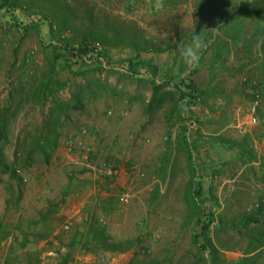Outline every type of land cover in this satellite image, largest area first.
<instances>
[{
  "label": "rangeland",
  "instance_id": "obj_1",
  "mask_svg": "<svg viewBox=\"0 0 264 264\" xmlns=\"http://www.w3.org/2000/svg\"><path fill=\"white\" fill-rule=\"evenodd\" d=\"M67 1L76 25L87 23L89 11L93 21L124 22L165 49L141 55L155 63L157 78L166 64L175 72L179 64H184L177 45L190 42L193 32L202 31L204 35L208 29L219 28L220 37L226 38L229 27L216 20L222 15H232L234 23L241 19L240 14L220 2L218 7L209 8L210 13L201 19L202 29L197 31L195 6H200L201 0ZM25 5L22 3L15 10L17 22H12L10 14L0 9V109L11 104L15 112L3 152L22 179L19 187L18 178L0 172V225L2 231L10 233L0 243V264H61L67 254L73 257L70 264H96L93 255L77 246H68L73 238L80 237L77 232L85 228L83 211L91 202H101L94 212L115 240L141 241L129 251L111 254L106 264L169 260L189 264V258L197 254L191 242L195 218L188 216L185 197L191 169L185 150L174 142L183 124L171 111L172 100L151 114L144 112L152 91L150 77L144 69H138V76L128 72L129 49H112V64L103 71L89 72L86 77H74L67 71L58 73L67 82L56 94L63 101L69 100L73 85L82 83L84 78L97 77L108 88L98 97L86 99L84 108L73 107L68 112L58 128V145L48 162L35 155L26 168L21 167L25 141L42 129L51 105L50 101L35 105L29 99L33 85L47 72V43L51 34L47 22L35 14L37 8L29 10ZM210 52L209 47L202 60L208 61ZM241 55L236 56L231 49L224 64L209 68L206 62L191 76L200 87L217 85L221 95L212 100L217 107L213 112L202 105L193 106L197 126H187V138L191 144H197L193 157L197 181L202 184L205 213L215 212L222 222L229 224L254 212L263 223H251L250 229L264 230V121L257 115V105L240 95L242 76L237 68ZM192 70L185 66L182 76H189ZM209 114L212 118H206ZM253 114L260 120L257 125L250 124ZM200 127L208 134H202ZM170 136L173 142L168 151ZM216 137L240 142L243 149L211 142ZM72 138L74 146L70 147ZM103 162L117 170L112 181L95 179L88 172L79 173L86 163L98 166ZM123 192L130 195L126 204H120L117 198ZM9 198L12 203L7 208ZM261 206V212H257ZM247 234L239 235L229 228L212 231L224 263L243 257ZM24 240L27 244L23 248L20 244Z\"/></svg>",
  "mask_w": 264,
  "mask_h": 264
},
{
  "label": "trees",
  "instance_id": "obj_2",
  "mask_svg": "<svg viewBox=\"0 0 264 264\" xmlns=\"http://www.w3.org/2000/svg\"><path fill=\"white\" fill-rule=\"evenodd\" d=\"M220 2L222 5L226 4V8L240 14L241 19L234 23L232 15L225 18L222 15L216 20L221 26L229 27L225 33L226 38L211 31L203 35L206 40L211 39L213 43L210 46V59L208 61L201 59L200 65L207 62L208 67L212 68L218 64H224L231 49L235 51L236 56L242 54L241 57H238L240 63L237 68L238 73L242 76L243 87L240 89V95L257 105V115L264 121V0H201L200 6H195L197 31L202 29L201 19L210 13L209 8L218 7ZM22 3L26 4L25 6L29 10L37 8L35 14L47 22L51 34V39L47 43L50 49V57L46 62L47 72L33 85L29 99L35 105H41L47 101H50L51 105L42 129L35 136L27 138V142L25 141L21 167L26 168L33 161L35 155L43 162H48L58 145V128L64 123L68 112L73 107L84 108L86 99H94L108 88V85L97 77L84 78L82 83L73 85L74 89L69 100L63 101L56 94L67 85V82L62 81L58 73L67 71L74 77H86L87 73L103 71L112 64L110 56L112 49L119 47L129 49L131 55L127 59L128 72L133 76H138V69H144L150 77L152 91L144 106V112L151 114L172 100L171 111L183 124L180 133L175 136L174 142L185 150L191 169L185 197L189 206L188 216L195 218L191 242L196 247L197 254L189 258V264H264V230L261 227L250 229L251 223L258 225L263 223L262 220L255 217L254 212L228 224L222 222L215 212L205 213L203 206L205 199L202 184L199 180L197 181L198 174L193 157V151L197 149V144L195 141L191 144L188 140L187 131L189 129L187 126L197 123L193 117V106L202 105L209 108L211 112L216 110L217 107L212 100L221 95L217 85L200 87L191 77L197 72V68L190 71L189 76H182L184 64H179L177 72L171 67L163 69L161 77L157 78V66L142 59L141 55L147 52H163L166 51L165 49L158 47L139 29L124 22H95L89 11L86 12L87 23L76 25L71 19V9L67 0H0V9L10 14L12 22H17L14 13ZM40 19L34 21L38 23ZM23 63L25 64L26 61ZM246 69L247 72H244L243 70ZM109 89L112 90L111 87ZM14 114L11 104L0 109V172L8 174L11 178H18L20 187L22 179L18 177L14 165L7 162L3 152V147L8 143L11 116ZM200 136L198 133V137ZM167 140L169 151L173 141L171 136ZM211 142L227 147L228 145H238L240 149H243L242 143H233L222 137L212 138ZM168 156L161 173L163 178L168 165ZM86 172H88L87 168H81L79 171L81 174ZM108 180L112 181V179ZM213 202L219 205L216 198H213ZM11 203L12 200L7 199L6 207L8 208ZM100 203L93 204L91 202L86 205L83 211L85 228L79 233L77 232L80 237L73 238L68 246H77L82 252L93 255L96 264H106L111 254L129 251L141 241L138 238L115 240L109 234L107 227L101 223L97 213L94 212L95 206ZM101 210H103L102 206ZM261 210L262 206L258 208L257 212H261ZM41 216L44 220V215ZM228 228L236 230L239 235H242L243 232L248 233V239L243 257L237 261L224 263L220 258V249L214 243L211 235L212 231H222ZM9 235V231H2V225H0V243ZM26 244L27 241L24 240L20 245L24 248ZM70 260L71 258L67 254L63 257L61 264H67ZM148 264H182V262L179 260L160 263L151 261Z\"/></svg>",
  "mask_w": 264,
  "mask_h": 264
},
{
  "label": "clouds",
  "instance_id": "obj_3",
  "mask_svg": "<svg viewBox=\"0 0 264 264\" xmlns=\"http://www.w3.org/2000/svg\"><path fill=\"white\" fill-rule=\"evenodd\" d=\"M208 30L213 33L219 32V28ZM211 43L212 40H206L201 31L199 34L194 32L190 42H181L177 45L178 54L187 69L191 70L200 66L202 56L211 46Z\"/></svg>",
  "mask_w": 264,
  "mask_h": 264
},
{
  "label": "built area",
  "instance_id": "obj_4",
  "mask_svg": "<svg viewBox=\"0 0 264 264\" xmlns=\"http://www.w3.org/2000/svg\"><path fill=\"white\" fill-rule=\"evenodd\" d=\"M249 120H250V124L252 125H257L260 123V120L254 114L250 116ZM82 133L84 134L85 131H82ZM69 146L70 147L74 146L73 138L70 139ZM90 150L91 149H87V153L90 152ZM85 168L88 169L89 174H91L95 179L98 180L114 179V177L117 175V170L109 162H103L101 165L98 166L90 165L86 163ZM117 198L120 204H126L129 201L130 195L126 192H123Z\"/></svg>",
  "mask_w": 264,
  "mask_h": 264
},
{
  "label": "crops",
  "instance_id": "obj_5",
  "mask_svg": "<svg viewBox=\"0 0 264 264\" xmlns=\"http://www.w3.org/2000/svg\"><path fill=\"white\" fill-rule=\"evenodd\" d=\"M153 64L155 65V63H153ZM167 67H169V65L166 64L164 69H166ZM192 108H193V107H192ZM212 116H213L212 114H209V115H207L206 118H212ZM195 125H196V124L194 123V124H193V127H195ZM196 126H197V125H196ZM199 131H200L202 134H205V135L208 134V132H205V128L203 129L202 127H200V130H199ZM263 187H264V185H263ZM262 196H264V188H263V190H262ZM68 253H69V252H68ZM69 256H70V258H71V260H72V259H73L72 255L69 254ZM71 260H70V261H71ZM70 261H69L67 264H70V263H71Z\"/></svg>",
  "mask_w": 264,
  "mask_h": 264
}]
</instances>
